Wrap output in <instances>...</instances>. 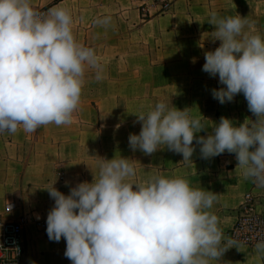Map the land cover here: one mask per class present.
I'll return each mask as SVG.
<instances>
[{
	"label": "clouds",
	"instance_id": "clouds-1",
	"mask_svg": "<svg viewBox=\"0 0 264 264\" xmlns=\"http://www.w3.org/2000/svg\"><path fill=\"white\" fill-rule=\"evenodd\" d=\"M207 22L215 26L212 41H221L205 51L202 67L223 85L212 89L213 98L224 104L243 93L256 119L237 125L222 116L210 134L197 138L207 127L201 118L161 100L134 113L141 130L129 135V147L145 155L167 147L191 162L195 139L202 158L235 153L244 177L264 187V37L246 31L250 22L241 15L212 12ZM94 23L108 27L112 18ZM72 25L67 7L41 15L31 0H0V133L70 125L86 69L94 71L96 81L104 78L95 49L77 41ZM93 176L67 195L55 183L44 188L55 201L46 220L48 238L66 241L64 255L71 264H211L232 247L240 250L236 240H224L220 219L210 211L216 192L194 188L182 177L136 181L134 161L123 156L103 158L99 177ZM12 209L9 204L8 212ZM254 248L264 254V240Z\"/></svg>",
	"mask_w": 264,
	"mask_h": 264
},
{
	"label": "crops",
	"instance_id": "crops-1",
	"mask_svg": "<svg viewBox=\"0 0 264 264\" xmlns=\"http://www.w3.org/2000/svg\"><path fill=\"white\" fill-rule=\"evenodd\" d=\"M31 4L36 11L58 6L71 10L73 34L79 43L95 49L104 78L96 81L94 71L86 69L81 103L70 125L0 133V216H29L23 264H71L64 255L66 241H50L47 227L39 225L46 223L55 203L44 188L55 183L67 195L78 183L91 182L93 172L99 177L103 158L134 161L136 181L182 177L194 188L216 192L218 200L210 211L219 217L225 241L232 238L230 231L247 193H252L256 211L264 215V187L244 177L235 153L204 159L194 139L192 161L185 162L182 154L167 147L145 155L133 152L128 143L129 135L141 130L134 113L146 112L161 100L169 108H189L192 116L201 118L207 127L195 134L197 138L210 134L222 116L237 125L246 118L256 119L243 93L224 104L214 99L212 89L223 85L202 67L205 51L221 43L210 37L215 30L207 22L210 14L246 17L250 24L245 30L264 37V0H173L170 10L149 6L145 13L141 0H31ZM103 16L112 18L111 26L94 23ZM239 246L211 264H264V254L257 255L254 246Z\"/></svg>",
	"mask_w": 264,
	"mask_h": 264
},
{
	"label": "built area",
	"instance_id": "built-area-1",
	"mask_svg": "<svg viewBox=\"0 0 264 264\" xmlns=\"http://www.w3.org/2000/svg\"><path fill=\"white\" fill-rule=\"evenodd\" d=\"M149 6H159L161 11H166L173 7V0H141L140 8L144 13L149 12ZM48 11L49 8L46 7L37 10L41 15H46ZM253 200L252 193H247L242 212L230 231L232 239L238 244L254 246L258 241L264 240V215L256 211ZM28 221L29 216L26 213L15 219L0 216V264L24 263L26 255L24 230ZM39 225L42 229L47 227L42 221Z\"/></svg>",
	"mask_w": 264,
	"mask_h": 264
}]
</instances>
